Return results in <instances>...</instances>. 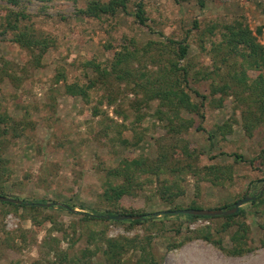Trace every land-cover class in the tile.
I'll return each mask as SVG.
<instances>
[{
  "label": "rangeland",
  "instance_id": "1",
  "mask_svg": "<svg viewBox=\"0 0 264 264\" xmlns=\"http://www.w3.org/2000/svg\"><path fill=\"white\" fill-rule=\"evenodd\" d=\"M88 1L0 0V107L18 120L33 123L24 136L8 141L5 152L10 174L5 193L23 202L44 204L16 209L0 203V264H55L63 253L69 254L71 264H109L112 261L103 253L105 238L124 237L143 244L152 238L161 264H264V204L242 206L250 225L247 251L242 255H228L202 235L210 230L211 238H221L223 246L231 248L229 232L234 229L220 232V218L190 220L182 214L162 213L136 224L83 219L84 212L114 208L101 195L107 181L121 182L108 171L124 158L153 160L164 153L170 164L158 177L141 176L142 187L120 201L128 210L153 213L191 204L217 209L246 195L263 193L264 111L250 99L244 102L240 94L246 98L249 93H240L243 87L230 80L232 88L227 94L216 95L223 98L222 106H214L210 94L222 84L223 76L204 74L215 62L220 63L222 56L212 50V44L224 39L225 24L244 21L254 33L264 28V0H143L146 25L134 16L140 0H128L127 12L98 18L79 13ZM13 12L26 16L18 21L26 37L48 39L40 59L37 48L31 51L11 40L14 31L6 26V17ZM211 27H215L214 34ZM169 38L190 46L180 64L190 69L191 90L207 96L202 99L190 92L193 102H204L203 117L183 109L184 121L172 123L167 107H162L164 113L159 116L160 100L146 104V92L132 81L149 80L156 86L159 64L169 58L170 48L162 46ZM258 38L264 45V33ZM149 42L153 45L145 49ZM225 46L220 50L227 56ZM125 48L138 49L123 65L130 69V78L124 75L126 80H116L114 73L107 81L98 80L87 99L65 93V83L96 79L87 62L108 66L114 51ZM225 60L221 73L228 79L234 67L229 65L232 59ZM248 72L255 78L260 71ZM94 107L99 114L95 115ZM250 121L252 127L247 128ZM175 165L179 167L173 171ZM210 165L228 167L231 178H225L222 185L205 180L204 168ZM171 182L181 185L185 193L169 203L159 192L164 183ZM62 204L72 211L60 208ZM122 254L119 264H137L140 251L131 245Z\"/></svg>",
  "mask_w": 264,
  "mask_h": 264
},
{
  "label": "trees",
  "instance_id": "2",
  "mask_svg": "<svg viewBox=\"0 0 264 264\" xmlns=\"http://www.w3.org/2000/svg\"><path fill=\"white\" fill-rule=\"evenodd\" d=\"M41 1H50V0H41ZM128 0H109L107 2L102 0H89L85 8L79 9V13L85 15L87 17H100L102 15H116L119 11L127 12ZM136 11L134 12V16L137 21L141 25H146L147 18L145 16V9L143 0H140L136 4ZM11 15L15 16L14 20H11ZM7 15L6 26L10 31L13 32V37L11 40L14 42L20 43L22 46L27 47L31 51V48H37L39 53L37 55L38 59H40L44 52L48 47V39L41 38L38 39L34 36H27V33L20 32V26L18 21L21 19H25V15L22 14L20 17L18 13H11ZM194 25L197 27L198 22L195 21ZM216 27V25H215ZM211 27L209 30L214 34V28ZM264 33L263 27H258L256 32L249 27L247 23L244 21L235 20L232 23L225 24L223 26L222 35L224 39L222 42L212 44V50L218 55H221V59L219 58L220 63L215 62V66L213 69H210L208 72L204 74L205 77L212 78L217 75L223 76L221 80L222 84H219L211 91V97L214 100V106H222L223 98H216L217 94H227V92L232 88L231 83L236 85L237 87H243V90L240 92H248L246 98L242 95L241 99L245 102V99H250L253 102L258 103L261 106V109L264 111V45L260 43L258 36ZM168 42L163 43L162 46H168L170 49L167 50L169 54V58L165 60L164 63L159 64L157 69L156 76L154 78V83H156L155 87H152L151 83L147 80L146 83L141 82L140 80L132 79L134 85L138 88H143L146 92V96L143 101L148 104L152 99H159V106L156 109V112L159 116L163 114L164 110L162 107H167L168 114L167 118L173 123L176 119L182 120L181 111L183 109H188L191 112L196 113L197 115H201V107H203L204 102H193L191 91H193L196 95H201L197 90H191L190 86V69L187 65L180 64V61H184L189 54L190 46L186 41L168 39ZM153 42H149L145 47H151ZM227 47V52L229 55L225 56L224 53H221L220 47ZM137 48L134 50H129V48H125L122 50L114 51L113 58L110 61L108 66H103L102 63L96 61H89L87 65L93 69L94 73L97 74L96 79L90 78L87 83L79 84L78 82L73 83H65V93L71 96H80L83 99H87L89 96V90L95 87L98 80L107 81V78L112 76L114 73L116 74V80H126L125 76L131 77L132 75L130 69L125 68L123 65L128 58H130L132 53L136 52ZM235 55V57H234ZM241 59L240 61L238 59ZM228 61L230 59V66L234 67L228 72V79L225 74L221 73V66L223 62ZM232 61L233 64H232ZM222 62V63H221ZM240 63V64H239ZM227 66V65H226ZM124 68V69H123ZM250 70L260 71L255 78H251L249 76ZM233 72V73H232ZM232 73V74H231ZM64 78V76H61ZM109 77V78H110ZM145 77V74L141 75V78ZM128 78V79H129ZM61 79V78H60ZM59 79V80H60ZM127 79V81H128ZM230 80V82H229ZM66 81V79H64ZM130 82V81H129ZM254 94V95H253ZM253 95V96H250ZM202 99L207 97L206 95H201ZM108 103L112 102V99L109 98ZM101 102H104L103 100ZM258 106V105H257ZM187 110V111H188ZM155 112V113H156ZM95 115L99 114L98 107H94ZM33 125L32 122L25 120H18L8 114L6 111L2 110L0 107V195L9 196L6 191V180L10 174L9 167L6 165V152L5 149L8 146V141L10 139H17L21 136H24L26 131H28ZM226 124H224L225 126ZM224 126H220L219 129H222ZM230 127V125L228 124ZM33 127V126H32ZM247 128H251V121L246 125ZM123 143H128V140L122 139ZM178 146V145H177ZM184 148V147H181ZM186 152L187 149L185 148ZM237 159L243 158L241 154H234ZM170 164L167 161V154L162 153L160 157L150 160V158L145 156L135 157V158H124L119 164L108 171L110 177L112 178H121L120 183H114L113 180H109L105 183L104 191L101 195L102 199L106 201L110 206L114 207L113 209L107 208L104 212L94 211L93 213H86L83 215V219L85 220H102L105 221V216L100 215L103 213L104 215H141L143 218L140 219H128L122 220L119 222H128L130 224H136L142 222V220H149L152 218H156L160 213L158 212H146V211H135L128 210L124 208L120 201L125 196L134 195L135 190L142 187V183L140 182V178L143 175L148 176H160ZM179 166L175 165L173 167V171L177 169ZM188 168H192L190 164H188ZM206 170V178L214 185H222L224 183L225 178H231L232 171L228 167H222L221 165H210L204 168ZM185 193L184 189L177 182H171L169 184H163L159 195L160 197L171 203L173 198L181 196ZM12 197V196H10ZM18 198V197H14ZM243 198V197H242ZM241 198H238L239 200ZM236 200V201H237ZM230 204L223 205L221 207H215L217 209H230L234 207L235 202ZM252 205L255 207L264 204V191L262 194L255 197L254 200L250 201ZM0 203L5 206H11L14 208L20 207H30L37 208V203L25 202L22 204H16L12 202L1 201ZM29 205V206H27ZM60 208L68 211H72L71 206L67 204H62L59 206ZM188 207L190 208H202L199 205L191 204ZM187 207V208H188ZM100 213V214H96ZM246 210L244 207H241L239 211L235 214L228 216H196V215H188L182 214L187 219H196V218H220L222 219V224L220 227V232H229L231 229L234 231H230V240L233 244L231 248H225L222 243V239L215 240L212 237V233L210 230H207L202 235L206 239H212L214 243H216L221 250H223L228 255H242L247 250V239L249 237L250 225L246 221ZM242 220H241V219ZM261 227V226H260ZM262 228H264V224H262ZM147 242L143 244L141 240L131 239V238H105L106 248L103 251L105 256L110 262L109 264H119L122 257V253L127 246H136L140 251L139 258L137 260V264H161L152 248L151 239L147 238ZM137 241V242H136ZM73 260H69V254L63 253L59 255L58 261L55 264H71Z\"/></svg>",
  "mask_w": 264,
  "mask_h": 264
},
{
  "label": "water",
  "instance_id": "3",
  "mask_svg": "<svg viewBox=\"0 0 264 264\" xmlns=\"http://www.w3.org/2000/svg\"><path fill=\"white\" fill-rule=\"evenodd\" d=\"M254 199H255V196L246 195L243 198L237 200L234 204V207L230 208V209H207V208H190V207H188V208L176 209V210H166V211H162V212H158V213H160V214H162V213H165V214H169V213L188 214V215L209 216V217L228 216V215H232V214L237 213L239 211V209L244 204H246V203H248ZM0 200L6 201V202H12V203H16V204L24 203L20 199L8 197V196H1V195H0ZM25 203L29 204L27 202H25ZM37 204L38 205H44L42 203H37ZM47 205H51V204H47ZM142 217L143 216H141V215H129V214L105 216V218H107V219H113V220H117V221L128 220V219H140Z\"/></svg>",
  "mask_w": 264,
  "mask_h": 264
}]
</instances>
